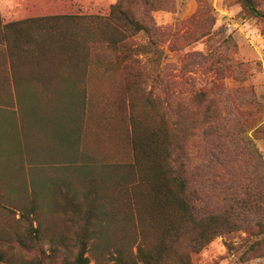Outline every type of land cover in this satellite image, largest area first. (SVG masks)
Masks as SVG:
<instances>
[{"label":"rangeland","instance_id":"374dc122","mask_svg":"<svg viewBox=\"0 0 264 264\" xmlns=\"http://www.w3.org/2000/svg\"><path fill=\"white\" fill-rule=\"evenodd\" d=\"M116 1L40 5L103 16ZM150 16L151 34L92 46L87 67L44 52L38 31L22 47L0 36V103L10 100L0 264H79L81 253L86 264H148L140 248L150 264H264V19L242 0H168ZM136 133L157 134L152 153L134 150ZM158 166L181 172L195 214L232 225L193 252L196 228L168 227L171 210L148 186L127 190Z\"/></svg>","mask_w":264,"mask_h":264},{"label":"trees","instance_id":"16d2710c","mask_svg":"<svg viewBox=\"0 0 264 264\" xmlns=\"http://www.w3.org/2000/svg\"><path fill=\"white\" fill-rule=\"evenodd\" d=\"M243 6L252 15L264 19L253 0H242ZM168 0H117L110 8L108 15H54L36 19H28L7 24L5 28L0 26L2 40L13 41L15 47L35 41L29 33L38 31L41 49L48 53L59 48L62 57L68 61H77L81 67H87L89 50L96 45L117 50L129 46L130 41L139 34H151V29L146 24L150 20V14L154 11L164 9ZM138 9L143 10V18H138ZM152 19V18H151ZM10 31V34H7ZM17 35V38L11 37ZM19 38V39H18ZM28 45V44H27ZM157 134L148 138L140 137L136 133L133 138L134 150L138 153L153 152V139ZM148 161H152L147 156ZM165 170L158 166L154 176H150V182H133L127 186L131 192L142 184L152 190L153 200L161 210H171L172 217L168 218V227L196 228L199 233L192 239L193 252L207 245L210 239L221 235L225 227H229L231 220L221 215H212L207 218L200 217L194 213L192 198L187 192L186 182L182 179L181 172ZM170 182H167L169 181ZM166 181V182H163ZM132 207L139 209V200L130 201ZM138 255L150 264L148 254L141 248ZM79 264H86L87 258L84 253L79 254Z\"/></svg>","mask_w":264,"mask_h":264},{"label":"crops","instance_id":"0c3cea01","mask_svg":"<svg viewBox=\"0 0 264 264\" xmlns=\"http://www.w3.org/2000/svg\"><path fill=\"white\" fill-rule=\"evenodd\" d=\"M40 4V0H0V26L5 28L13 22L47 17ZM44 105L55 106L56 103ZM0 170L10 174V100L0 103Z\"/></svg>","mask_w":264,"mask_h":264}]
</instances>
